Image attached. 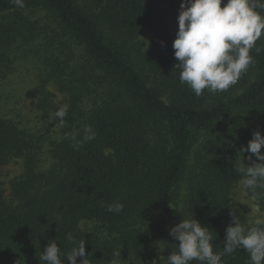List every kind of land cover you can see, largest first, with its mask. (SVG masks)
<instances>
[{"label": "trees", "instance_id": "16d2710c", "mask_svg": "<svg viewBox=\"0 0 264 264\" xmlns=\"http://www.w3.org/2000/svg\"><path fill=\"white\" fill-rule=\"evenodd\" d=\"M182 2L22 0L21 7L0 0V14L10 18L0 23V77L16 62H30L40 111L49 115L58 97L50 87L68 105L64 125L56 120L50 138V169H44V135L0 108V264H44L41 253L51 240L69 264V233L85 239L89 264H108L116 252L121 264H159L160 256L167 263L178 244L169 230L182 219L209 228L216 252L223 251L230 210L252 226L232 191L242 179L235 169L260 163L241 149L253 132L264 135V36L235 85L196 96L175 68L170 26ZM85 126L94 139H83ZM15 159L23 172L11 182L9 200L1 177ZM248 192L264 208V189ZM116 202L123 210L107 211ZM86 221L98 232L84 231ZM248 261L243 249L222 257V264Z\"/></svg>", "mask_w": 264, "mask_h": 264}, {"label": "clouds", "instance_id": "9594fccd", "mask_svg": "<svg viewBox=\"0 0 264 264\" xmlns=\"http://www.w3.org/2000/svg\"><path fill=\"white\" fill-rule=\"evenodd\" d=\"M23 6L22 0H15ZM224 5L221 7V5ZM264 36V0H183L178 16V32L173 42L174 57L179 61L180 82L200 96L205 90L223 92L235 85L240 76L253 64L251 52L261 51L257 41ZM68 105L57 108L54 120L63 126ZM75 134L72 139L75 140ZM95 138L91 126H85L84 140ZM77 142L74 147H80ZM264 135L253 132L252 139L241 152L250 153L260 163L245 166L242 162L235 170L242 176L240 185L246 190L264 189ZM123 204L108 205L107 211L120 213ZM231 224L226 228L223 251H214L212 232L196 219H182L171 227L169 235L176 241V250L167 257V264H222L225 254L243 249L249 254L248 264H264V216L256 218L246 227L234 210H230ZM234 225V226H233ZM67 239L73 247L67 254L69 264H89L85 252V239L78 242L69 233ZM44 264H62L61 248L51 240L41 253ZM121 252H116L108 264H121ZM152 264H157L155 260Z\"/></svg>", "mask_w": 264, "mask_h": 264}, {"label": "rangeland", "instance_id": "374dc122", "mask_svg": "<svg viewBox=\"0 0 264 264\" xmlns=\"http://www.w3.org/2000/svg\"><path fill=\"white\" fill-rule=\"evenodd\" d=\"M82 3H89L90 0H80ZM180 10H176L174 17L171 19V32L176 36L178 32V16ZM171 15L173 10L169 12ZM8 15L0 14V23L9 22ZM36 45V44H35ZM34 45V46H35ZM9 74L5 77H0V108L2 113L8 118L14 119L16 122L22 124L28 130L33 132H39L38 135H44V169H50L52 159L47 156V153L51 149L52 141L51 137L55 133V120L54 113L58 107L65 105L63 103V96L59 94L56 89L50 87L49 90L52 93H57V98L52 101V110L50 109L49 115L39 109V102L35 95V91L38 87L37 70L33 67V64L25 60L16 62ZM22 160L15 159L9 164L3 167V174L1 181L4 185L6 197L10 200V185L13 179L20 176L23 172ZM195 167V161L190 162L189 171H193ZM187 183L183 184L179 194L178 209L182 215L187 214ZM232 199L234 204L239 207L246 208L248 210L249 225H253L256 218L264 216V208L259 204L258 200L251 196L248 190L244 189L240 183L232 191ZM81 228L88 232H98V225L95 222L86 221L81 223ZM159 264L164 263L163 256H160L158 260Z\"/></svg>", "mask_w": 264, "mask_h": 264}]
</instances>
